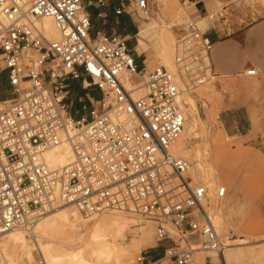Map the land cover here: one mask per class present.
<instances>
[{
    "label": "built area",
    "instance_id": "2783aa9c",
    "mask_svg": "<svg viewBox=\"0 0 264 264\" xmlns=\"http://www.w3.org/2000/svg\"><path fill=\"white\" fill-rule=\"evenodd\" d=\"M117 16L150 17L149 0H118ZM114 0H0V235L33 226L48 212L72 207L82 217L133 213L156 223L158 242L170 241L161 259L228 264L227 238L215 225L214 194L194 178L192 162L174 151L187 122L182 87L219 82L214 43L199 22L180 30L178 73L157 66L145 77L128 36L97 31L89 7ZM127 7H124V5ZM129 8V9H126ZM102 16V13L99 14ZM223 16V15H222ZM50 18L60 38L49 39L38 21ZM218 12L208 14L215 22ZM248 68L236 76H258ZM69 81L100 92L72 112ZM73 160L51 168L46 154L64 144ZM32 264H44L36 259Z\"/></svg>",
    "mask_w": 264,
    "mask_h": 264
},
{
    "label": "rangeland",
    "instance_id": "374dc122",
    "mask_svg": "<svg viewBox=\"0 0 264 264\" xmlns=\"http://www.w3.org/2000/svg\"><path fill=\"white\" fill-rule=\"evenodd\" d=\"M149 1L151 19L138 16V14L133 15L135 20H132L128 16L126 18V23H129L126 33L131 36L129 37L130 46L134 48L137 44L141 45L142 52L137 53L134 50L133 52L137 58L138 54L141 56L138 59L145 72L151 68L154 69L157 66L165 65L161 63L160 54L163 48L165 50L166 47L170 64L169 66L165 65V67L173 69L177 74L178 67L174 63L176 43L183 25L190 20H196L193 18V6L190 4L189 0ZM227 5L229 7L237 5V8L245 12H251L253 19L264 16V0L218 1L217 6L212 9V13L218 11L223 12V7ZM97 9L96 7L90 9L91 12H95L92 13L94 15V29L96 26L102 27L104 25L101 17L97 16ZM177 12L182 14L181 17L178 18L176 16L178 14ZM223 14L230 17L229 10L224 11ZM108 19L107 25L114 27L115 25L111 18ZM154 21L157 22V24L159 23L157 29L158 33H161L160 36L163 40L161 43L159 41L156 43L154 42L157 37L154 35L146 39H141L140 35L137 37L142 24L146 26V24H150ZM165 21L171 28H162L163 22ZM199 25L205 30V27L200 22ZM162 43H164V45ZM160 47H162V49ZM182 91L186 95H192L197 106V133H195L194 139L188 142L186 141L187 145L189 144L188 147L191 148L192 151L189 156H183L189 159L193 163V166L202 163L204 167L206 166L205 169L208 170L212 168L216 172L215 188H211L214 194L219 187H226L228 191L227 195L219 201L220 205L224 207L223 210L220 209L221 213L216 206L218 200L214 202L215 215L219 216L224 213L223 216H225L224 227L222 231L219 232L226 236V240L229 243L244 239L250 242V244L242 246L243 249L256 248V251H258L260 247H264V75L221 78L219 82L198 86L192 90L182 87ZM81 95L84 96L85 92L80 91L78 96ZM74 97L75 95L72 93L70 100L73 101ZM186 108L188 111V106H186ZM190 115L192 114H189V122L190 120L192 122L193 116ZM239 127L240 130H238ZM198 149L203 155L201 162H198L196 159V151H199ZM222 170L224 173H220ZM200 177L204 179L205 176ZM56 211H67V213L76 214L77 221L75 225L77 226L78 224L77 231H80L79 233L83 236V242L73 245L71 243L67 244V242L56 236L49 237L45 236V234H42V236L39 231L44 233L43 229L37 230L33 237H20V240L24 239L22 240L24 242L23 247L18 248L17 250H19V252L16 251L14 256L8 255L4 257L3 254L0 253V255H2L0 257V264H14V262L18 264V260H20L22 254L30 248L33 250L35 257L31 263L36 259H42L44 261L45 256L40 249L41 242L54 247L56 246L60 250L68 252L75 251L81 245L85 247L90 243L88 236H90L95 226V219H83L72 207L62 206L59 207L58 210L54 209L48 212L46 214L47 217L45 216L42 221L46 222L54 218L57 213ZM107 214V216L110 217H121L123 215V217L126 216L125 218L128 219L127 225H124L122 229L114 233H110L107 239L112 243H118L117 245L120 249H127L132 254V264H141L137 261V257L141 252H144L146 256L149 255V251L153 250H155V253H162L164 248L170 245V241L158 242L156 236V223L151 220L133 213ZM66 228L68 231H72L70 226H66ZM4 238L12 239L15 238V236L8 237L0 235V243L5 240ZM59 240H62L61 243ZM233 248L229 249L227 253L228 261L229 257L231 259ZM201 256V253L196 255L197 264H200ZM236 263L264 264V256L255 257V255H253L252 259L250 257L243 263L236 262L232 258L230 264ZM44 264H46V260ZM145 264H147V262ZM163 264L173 263L170 260H166Z\"/></svg>",
    "mask_w": 264,
    "mask_h": 264
},
{
    "label": "bare ground",
    "instance_id": "6f19581e",
    "mask_svg": "<svg viewBox=\"0 0 264 264\" xmlns=\"http://www.w3.org/2000/svg\"><path fill=\"white\" fill-rule=\"evenodd\" d=\"M178 11H179V9H178ZM181 15H182L181 13H178L176 16L179 18V17H181ZM37 24L39 27H41L43 29V31L45 32L46 36L49 39L55 40V39L60 38V31H59L56 23L52 19L45 18V19L38 21ZM158 25H159V23L157 24V22H155L154 27L149 32H146L144 34V36L147 38H149L153 35L157 36L156 41H154L155 43L158 41L161 43L163 41L162 37L160 36L161 33H158V29H157ZM162 26H163L162 28H164V27L171 28V26L168 23H166V21L163 22ZM160 43H159V45H160ZM162 44L164 45V43H162ZM160 48L162 49V47H160ZM173 54H174V47H173ZM160 58H161L162 64L169 66V64H170L169 54H168V51H166V47H165V50L163 48V50L160 54ZM174 63H175V61H174ZM165 65H162V66H165ZM174 66H175V64H174ZM168 69H170V68H168ZM170 70L172 72H174L173 69H170ZM148 74H149V72L148 73L145 72V77H147ZM180 100H181L184 108L186 109V111H187L186 106H188L189 112L187 111V115L189 117V114H192L190 116H193V121L191 122V120H190V122H191L190 123L189 118H187L185 129L183 131L181 138L179 139V141L175 145L174 151L179 155L189 156L191 154L192 150H191V148L188 147L189 144L187 145V142L191 139H194L195 133H197L196 132L197 106H196V101L194 100L193 96L190 94L186 95L183 91L181 92ZM207 154H209V153H207ZM73 157H74V155H73L72 148L67 143L64 144L63 146L53 150V151L48 152L46 154V160H47V162L51 168L64 167L73 160ZM209 157H210V155H209ZM202 158H203L202 152L200 150L196 151V159L198 160V162H201ZM207 160H209V159H207ZM205 167H204V165H202V163H198L197 165L192 166L191 172H192V175L194 176V178L206 182L207 185L210 188H212L215 186L216 172L212 168H209L207 170V169H205ZM213 168H214V166H213ZM220 173H224L223 170ZM200 176H205V177H204V179H202ZM215 200H218L216 203V206L220 212V209L223 210L224 207H223V205L222 206L220 205V203H219L220 199L214 198L212 201V206H213L214 212H215V205H214ZM58 209H56V210H58ZM74 211L77 212L76 210H74ZM114 212H116V211L105 212L99 216H95V217H91V218H84L77 212L83 219H95L96 220L95 226H94L93 230L91 231L90 236H88L90 239L89 240L90 243L88 245H86L85 247L83 245H81L76 250L74 249L75 251L68 252L65 250H60L56 246L54 247L52 245L43 244L40 241L41 242L40 249L42 250L41 252L44 253V256H45L44 261L46 260V264H132V260H133L132 254L127 249H124V248L120 249V247L117 245L118 243L117 244L115 242L112 243L107 239V236H109L110 233H114L115 231L122 229L124 227V225H127L128 219L125 218L126 216L125 217H123V215L121 217L107 216L108 215L107 213H112L114 215L122 213V212H118V213H114ZM223 214H220L219 216L215 215V217H214L216 228L220 232L222 231V228L224 227V224H225V218H224L225 216H223ZM45 216H46V214L43 217H41L31 227L12 230L9 233L4 234L3 236H8V237L9 236L10 237L15 236V238H12V239H5L4 238L5 240L3 239L4 241L2 243H0V253H2L4 257H7L8 255L14 256L16 254V251L19 252V250H17V249L20 247H23L24 242L22 240H24V239L20 240L21 239L20 237H33V236H35L36 231L41 230V229H43V232H44V233H41L42 231H39L41 235L45 234V236H49V237H55L56 236V237L62 239L63 241L67 242V244L71 243L73 245V244H78V243L83 242V236L79 233L80 231L79 232L77 231L78 224H77V226L75 225L76 221H77L76 214L67 213V211L66 212L59 211L55 214L54 218H52L51 220H48L46 222L45 221L43 222L42 220L44 219ZM49 217H51V216H49ZM66 226H70L72 231H68ZM84 228H85V226H84ZM110 238H112V237H110ZM61 241L59 240L60 243H61ZM57 242H58V240H57ZM227 244H228V248L225 251V258H226V261L228 264H230L232 258L236 262H240V263L242 262L243 263V262L247 261L250 257L252 259L253 255H255V257L264 256V247H262V248L260 247L258 251H256V248L243 249L242 246L250 244V242H248L247 240H244V239L235 240L234 243L227 242ZM233 247H238V248H233ZM232 248H233V250H232V254H231V259L229 257V261H230L229 262L227 259V253H228L229 249H232ZM201 254H202V256H201L200 264H205L206 256H212L213 261L218 260L217 255L215 253L202 252ZM1 256L2 255H0V257ZM34 259H35V257L33 254V250L30 248L28 251H26L22 254L20 260H18V259L17 260L19 261L18 264H29ZM15 263L16 262H14V264ZM244 264H246V263H244Z\"/></svg>",
    "mask_w": 264,
    "mask_h": 264
},
{
    "label": "crops",
    "instance_id": "0c3cea01",
    "mask_svg": "<svg viewBox=\"0 0 264 264\" xmlns=\"http://www.w3.org/2000/svg\"><path fill=\"white\" fill-rule=\"evenodd\" d=\"M90 0H85L88 3ZM229 2V0H189L190 4L193 6V18L199 21L207 31L208 36L214 43V48L212 51V64L217 73H219L222 78L235 77L238 73L248 69L256 68L260 74L264 75V16L258 19H253L251 12H245L237 8V5L233 7L224 6L223 12L229 10L230 17H227L223 12L218 11V18L215 22H211L207 19L208 14L212 13V9L217 6V2ZM150 3V1H149ZM123 6L118 0H114L113 5L109 7H96L97 16L101 17L103 20V26H96L93 33L97 31H105L107 33H118L123 36H128L126 30L129 27L126 23L127 16L134 19V14L130 15L124 13L121 16H117L114 12L115 7ZM124 7H127L125 4ZM89 7V12L92 17L94 15L91 12ZM129 9V8H126ZM102 13V16L99 14ZM223 15V16H222ZM108 18H111L114 23V27L107 25ZM151 19V16L149 17ZM125 26H122V25ZM155 25V21L150 24H143L140 26L139 32L141 39H146L144 36L146 32H149ZM94 26V20H93ZM141 30V31H140ZM139 41V38H138ZM136 52L141 51V45H136ZM138 50V51H137ZM137 57V56H136ZM141 57L138 54V58ZM139 60V59H138ZM153 70L151 68L149 71ZM237 77V76H236ZM69 89L75 95L72 103V112L75 116H81V106L85 102L90 104V98L99 99L101 97L100 92L93 88L89 91H86L82 88L81 81H69ZM80 91H84V96H78ZM85 99V101H84ZM241 127V124H240ZM240 127L238 130H240ZM163 252L155 253V250L149 251L147 256L150 259L151 263L157 259H161ZM166 260H162L157 264H163Z\"/></svg>",
    "mask_w": 264,
    "mask_h": 264
},
{
    "label": "trees",
    "instance_id": "16d2710c",
    "mask_svg": "<svg viewBox=\"0 0 264 264\" xmlns=\"http://www.w3.org/2000/svg\"><path fill=\"white\" fill-rule=\"evenodd\" d=\"M122 26H125L124 24Z\"/></svg>",
    "mask_w": 264,
    "mask_h": 264
}]
</instances>
